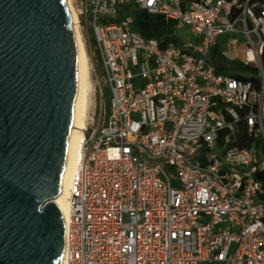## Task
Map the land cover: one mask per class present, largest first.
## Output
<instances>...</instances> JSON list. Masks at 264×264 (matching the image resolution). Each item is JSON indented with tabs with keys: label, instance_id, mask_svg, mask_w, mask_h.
I'll list each match as a JSON object with an SVG mask.
<instances>
[{
	"label": "built area",
	"instance_id": "1",
	"mask_svg": "<svg viewBox=\"0 0 264 264\" xmlns=\"http://www.w3.org/2000/svg\"><path fill=\"white\" fill-rule=\"evenodd\" d=\"M127 4L197 42L145 38ZM81 21L108 103L82 129L67 264H264V0H81ZM214 47L257 72L220 73Z\"/></svg>",
	"mask_w": 264,
	"mask_h": 264
},
{
	"label": "water",
	"instance_id": "2",
	"mask_svg": "<svg viewBox=\"0 0 264 264\" xmlns=\"http://www.w3.org/2000/svg\"><path fill=\"white\" fill-rule=\"evenodd\" d=\"M79 66L66 0H0V264H62L52 197Z\"/></svg>",
	"mask_w": 264,
	"mask_h": 264
},
{
	"label": "bare ground",
	"instance_id": "3",
	"mask_svg": "<svg viewBox=\"0 0 264 264\" xmlns=\"http://www.w3.org/2000/svg\"><path fill=\"white\" fill-rule=\"evenodd\" d=\"M66 4L70 17L74 22V33L80 53V66L76 76L70 112V118L76 126H68L61 166L52 197V201L56 200L62 206L65 217L67 216L69 207L70 179L75 168L79 143L83 138L82 129L87 125L88 90L90 81V61L85 51L83 39L79 30L78 13L73 8L70 0H66ZM61 259H63L62 264H67L66 246Z\"/></svg>",
	"mask_w": 264,
	"mask_h": 264
},
{
	"label": "trees",
	"instance_id": "4",
	"mask_svg": "<svg viewBox=\"0 0 264 264\" xmlns=\"http://www.w3.org/2000/svg\"><path fill=\"white\" fill-rule=\"evenodd\" d=\"M130 15L133 18L134 28L145 38H155L158 39L162 45H166L169 42H177L178 39L175 35V23L173 20L166 18L161 14H152L147 12L144 9L135 7L134 5L127 4L121 7L118 19ZM261 61L263 66V75H264V48L261 53ZM211 62L217 66V69L220 73L223 74H234L242 79H247L243 75L236 74L235 71H252L257 72V69L246 65L241 61L227 60L221 53L218 52L217 48H213L211 52ZM252 80L254 85L258 88H264V79L261 81L256 77H248ZM248 141L246 144H250ZM256 144L259 143L260 148L264 152V145L261 140H256ZM257 179L261 182L262 194L259 200L264 202V170L257 174Z\"/></svg>",
	"mask_w": 264,
	"mask_h": 264
},
{
	"label": "rangeland",
	"instance_id": "5",
	"mask_svg": "<svg viewBox=\"0 0 264 264\" xmlns=\"http://www.w3.org/2000/svg\"><path fill=\"white\" fill-rule=\"evenodd\" d=\"M73 8L78 13L81 0H70ZM79 30L83 39L84 48L90 61L89 101L87 111V126L96 127L102 125L107 110L108 94L99 79V66L95 58L94 42L89 27L79 24ZM175 35L180 42H197V36L187 25L175 28Z\"/></svg>",
	"mask_w": 264,
	"mask_h": 264
}]
</instances>
